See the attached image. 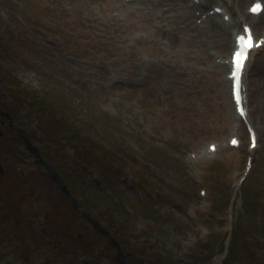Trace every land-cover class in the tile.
<instances>
[{
  "label": "rangeland",
  "instance_id": "rangeland-1",
  "mask_svg": "<svg viewBox=\"0 0 264 264\" xmlns=\"http://www.w3.org/2000/svg\"><path fill=\"white\" fill-rule=\"evenodd\" d=\"M105 1L0 0V100L5 110L30 133L33 144L58 172L53 157L64 161L61 171L82 175V185L91 188L82 195L88 194L84 206L95 215L106 210L104 204L117 211L113 193L102 187L96 174L90 185L91 172L82 163L74 164L72 153L54 151L56 146L47 144L38 115L56 116L47 114L45 107L33 115L26 94L34 89L46 92L50 112L59 109V120H53L57 126L65 124L70 114L93 113L102 140L116 143L118 152L126 151L132 163L126 166L129 176L120 174L122 186L117 190L124 210L113 229L103 224L121 244L125 261L264 264V218L257 228L248 211L250 204L264 205V50L255 55L246 78L250 119L259 144L248 150L241 125L242 146L235 150L227 141L240 121L230 85L224 83L227 70L216 64L217 56L230 49L221 42L218 29L213 35L179 33L165 23L157 32L143 13H128L119 20L116 12H107ZM249 3L236 0L233 8H246ZM169 7L163 5L161 10ZM256 22L260 33L264 16ZM141 56L155 60L145 67ZM11 86L19 91L13 92ZM77 131L65 129L56 139L58 145L68 144ZM6 132L11 135L8 127ZM52 132L46 133L53 140ZM18 139L13 135L14 144L9 139L8 146H0V159L5 158L0 160L4 171L0 173V264H120L110 240L95 235ZM212 142L221 146L206 158ZM249 158L252 169L234 199ZM66 182L73 196L79 195L81 185ZM200 190L207 192L205 197ZM145 202L152 203L153 218H160L159 223H146L134 214L137 209L143 213ZM228 215L234 218L232 231ZM106 216L110 220L111 214ZM122 225L124 229L119 228ZM78 244L82 249L75 251L79 260L75 262L72 245ZM248 254L255 262H248Z\"/></svg>",
  "mask_w": 264,
  "mask_h": 264
},
{
  "label": "trees",
  "instance_id": "trees-1",
  "mask_svg": "<svg viewBox=\"0 0 264 264\" xmlns=\"http://www.w3.org/2000/svg\"><path fill=\"white\" fill-rule=\"evenodd\" d=\"M32 96H35L37 99V102H34L36 106L39 108V112H41V108L45 107L47 114H53L56 117L48 118L45 116L40 115L43 117V128H44V134L48 138V145L55 147L54 151L61 152L63 149L69 150L73 155L74 159L77 161L74 164L82 163L84 166V169L86 172H90V170L95 169L98 175L100 176L101 180L104 183V189L112 192L115 196L121 197L118 195L117 190L119 186H122L119 180L120 174H123L124 167L127 163L124 162V159H127L128 163H132V160L127 156V153L125 150L118 152L116 150L117 147H119L116 143H108L104 140H102L101 135L96 130L93 120L94 115L93 113L89 116L82 115V116H74L73 114H70L69 117L66 118L65 124L61 126H57L56 123H53V120H59V109L55 111V113L50 112L51 105L49 104L47 100L46 92L42 93L39 91H33L31 93ZM35 99V98H32ZM49 99V98H48ZM70 113V111H67ZM57 118V119H56ZM74 127L75 129H78V131L70 136V140L68 144H61L60 147L56 141V139L59 136V139L62 138V135L64 133L65 129H72ZM52 130V134L54 135V139L52 140L51 137L47 136L46 133L47 130ZM85 134V136L83 135ZM66 152V150H65ZM56 159L57 164L59 165V171H61V164L60 161ZM63 172V175L66 177V180L71 183L73 181L76 182L74 185H81L82 191L85 193L86 190L91 189L89 186H86V184L82 185L84 183V180L82 179V175L76 177L74 174V171L71 169L61 171ZM89 183L91 185V176L89 177ZM89 185V184H88ZM86 188V189H85ZM88 196V194H85ZM143 211H150V207L153 206H147L144 204ZM248 211L253 214L256 218V227H259L260 225H263V218H264V205H260L259 201L255 204H250L248 207ZM107 209L111 211L112 208L110 206H107ZM115 210L117 211H123L124 208L120 207L118 205H115ZM250 253V252H249ZM249 255V254H248ZM251 256V255H250ZM255 259L254 256H251ZM254 259L249 258L248 256V262H255Z\"/></svg>",
  "mask_w": 264,
  "mask_h": 264
},
{
  "label": "bare ground",
  "instance_id": "bare-ground-1",
  "mask_svg": "<svg viewBox=\"0 0 264 264\" xmlns=\"http://www.w3.org/2000/svg\"><path fill=\"white\" fill-rule=\"evenodd\" d=\"M112 6H122V12L132 10V7L134 5H138L141 10H145L147 7L153 10V18L156 19L155 22L164 21V23H167L168 25L172 26L174 30H177V32L180 33L181 30L184 31H191V32H200V27L195 25V16H194V9H201L205 10L207 8V4L211 2V0H201V4H196L194 0H157L159 3L156 5L155 1L153 0H131L130 2H127V0H108ZM153 1V4H152ZM105 4L107 2L105 1ZM165 5V8L167 6H173L174 8L170 7L169 10H165L167 12H163L161 9ZM216 7V6H214ZM176 8V9H175ZM114 9V8H112ZM214 9V8H213ZM109 13V8L107 10ZM228 14V13H227ZM236 18L233 17L232 14L230 15V22L226 23L223 21V18L221 17L222 21L218 22L217 19L220 18V16H215L207 20V28L205 30V33H212V35L215 33L214 28H217L220 32L219 35L221 37V42L225 44L228 47L231 46V36L234 32L233 25H235L238 28V31L236 33H241L240 31V22L241 19L248 18L247 14H244L243 10L239 9V11L236 13ZM264 14V12H263ZM262 14V15H263ZM160 24H163L159 22ZM183 27H181V25ZM241 24V28L242 25ZM227 42V43H226ZM257 51L252 52V56L256 54Z\"/></svg>",
  "mask_w": 264,
  "mask_h": 264
},
{
  "label": "snow or ice",
  "instance_id": "snow-or-ice-1",
  "mask_svg": "<svg viewBox=\"0 0 264 264\" xmlns=\"http://www.w3.org/2000/svg\"><path fill=\"white\" fill-rule=\"evenodd\" d=\"M260 10L261 12H264V5H254L252 9H250V11H252L254 14H258L257 10ZM245 32L249 33L247 37H245L244 39H247L248 43L244 48V51L242 52H237L235 54L234 57V64H235V70L233 72V77L234 80L236 82V85L239 84L240 82V76L243 74L244 69L246 67V62L249 59V51L252 47H254L255 45L252 43V37H251V33L249 29H245ZM261 43H264V41H262ZM241 103V98L239 96V91H238V87H237V104ZM241 114L243 113V109H241ZM233 143H237L235 140L233 141ZM253 147H255V137H253Z\"/></svg>",
  "mask_w": 264,
  "mask_h": 264
},
{
  "label": "water",
  "instance_id": "water-1",
  "mask_svg": "<svg viewBox=\"0 0 264 264\" xmlns=\"http://www.w3.org/2000/svg\"><path fill=\"white\" fill-rule=\"evenodd\" d=\"M0 111H1V110H0ZM22 136H23L24 140L27 141L28 148H29L32 152H34V153L36 154V156L38 157V163H39V165L43 168V170L47 173V175H48V176H49V177H50V178H51V179L57 184V186L61 189V191H62L65 195H67L68 197L72 198V197H71V192H70L69 188L67 187V184H66V183L64 182V180L60 177V175L57 174V172L55 171V169H54L51 165H49L45 160H43V159L40 157V155L38 154V149H37L36 147H33V146L30 144V142L27 140V136H26V134H23ZM72 200H73V202H74V204H75L76 209L80 210V211L83 213V215H84L85 217H89L88 214H87L84 210H82V208H81L79 202H78L76 199H74V198H72ZM90 220H91V219H90ZM91 221H92V220H91ZM99 230H101V229H99Z\"/></svg>",
  "mask_w": 264,
  "mask_h": 264
},
{
  "label": "flooded vegetation",
  "instance_id": "flooded-vegetation-1",
  "mask_svg": "<svg viewBox=\"0 0 264 264\" xmlns=\"http://www.w3.org/2000/svg\"><path fill=\"white\" fill-rule=\"evenodd\" d=\"M6 119V118H5ZM5 119L0 118V125H5L7 122L5 121ZM15 122V120H14ZM9 123V122H8ZM10 124V123H9ZM15 124L17 125V123L15 122ZM1 128V127H0ZM11 135H7L6 133H4L3 137L0 138V146L2 144H9L12 141V137L13 135H19V133L16 130H12L10 132ZM10 139V142H8V140ZM19 143V142H18Z\"/></svg>",
  "mask_w": 264,
  "mask_h": 264
}]
</instances>
